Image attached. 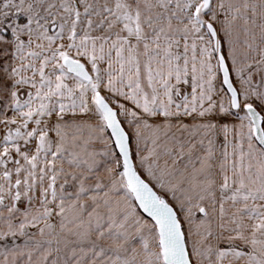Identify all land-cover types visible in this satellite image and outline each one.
<instances>
[{
	"label": "snow or ice",
	"instance_id": "obj_1",
	"mask_svg": "<svg viewBox=\"0 0 264 264\" xmlns=\"http://www.w3.org/2000/svg\"><path fill=\"white\" fill-rule=\"evenodd\" d=\"M0 264H264V0H0Z\"/></svg>",
	"mask_w": 264,
	"mask_h": 264
}]
</instances>
